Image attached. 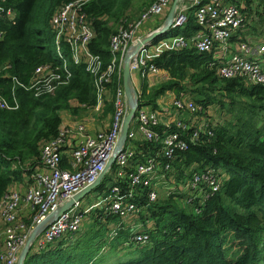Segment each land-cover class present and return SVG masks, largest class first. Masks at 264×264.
I'll return each instance as SVG.
<instances>
[{"label": "trees", "instance_id": "trees-1", "mask_svg": "<svg viewBox=\"0 0 264 264\" xmlns=\"http://www.w3.org/2000/svg\"><path fill=\"white\" fill-rule=\"evenodd\" d=\"M66 1L69 0L0 1L1 8L14 11L10 18L0 10V94L9 103L15 99L18 104L15 109H0V198L10 183L39 165L43 139L51 138L59 127V111L70 108L72 101L94 102L92 77L84 64H74L70 60V47L65 42H61V58L66 59L68 70L60 67L62 62L49 20ZM128 1L88 0L84 6L94 29L89 49L100 56L104 65L113 58L109 38L117 28H110L103 16L117 13L115 19L119 24L121 14L118 12ZM259 1L264 6V0ZM259 21L264 24V17H259ZM124 23L126 21L120 25ZM199 29L190 15L183 27L169 28L155 36L151 44L164 37L191 36ZM211 61L216 62L212 52L198 53L191 46L161 52L147 62L167 70L169 78L147 93L144 90L138 97V107L148 105L143 104L141 98L153 104L159 94L170 89L177 97L182 95L179 93L188 92L204 107L212 103L230 112L231 121L215 126L213 135L200 136L201 141L190 142L176 160L187 164L200 160L197 166L219 167L225 171L223 182L205 200H195L191 210L180 208L171 198L161 205L155 202L145 208L144 211L152 210L154 215L152 207L158 206L160 215L167 216L159 224L161 216L155 214V226L141 229L149 233L150 247L116 264H264V242L261 241L264 227L261 222L264 219V86L245 85L240 78L221 79L215 68L208 67ZM45 64H50L51 72L60 75L59 79L48 81L51 90L45 89L40 82V94L35 95L34 89L21 87L14 81L15 78L28 83L35 70ZM118 82L115 75L108 86L116 89ZM100 186L101 181L97 187ZM110 216L117 218L114 214ZM116 229L115 236H118V229L126 232L122 223ZM64 245L59 242L56 247L43 251H28L23 264H98L96 254L89 247L82 246L78 252Z\"/></svg>", "mask_w": 264, "mask_h": 264}, {"label": "built area", "instance_id": "built-area-1", "mask_svg": "<svg viewBox=\"0 0 264 264\" xmlns=\"http://www.w3.org/2000/svg\"><path fill=\"white\" fill-rule=\"evenodd\" d=\"M87 1L69 0L62 3L52 13L49 22L62 62L60 67L68 70L66 59L61 58V42H65L70 47V60L74 64H84L92 77L96 93L93 108L96 111L101 110L104 88L117 75L119 82L115 89L111 127L90 132L83 122L64 124L58 127L55 135L42 143L40 163L26 173V186L7 188L0 198V221L3 223L0 264H17L21 250L27 243V252L33 248V251H40L53 241L75 233L82 225L85 214L95 208H103L109 214L125 218L158 200L157 185L166 189L168 194L171 191L183 193L186 200L193 204L195 200L203 201L217 191L225 177L219 167L210 164L188 167L181 175L174 172L180 151L187 149L190 142L201 141L200 136L213 135L217 125L206 117L207 107L191 98L175 97L173 108L179 113H189L191 120L176 119L163 125L156 108L150 105L137 107L128 125L126 138L104 173L108 175L109 183L105 185L100 179L102 187L105 185L107 188V195L83 207L79 199L74 200L67 209L46 220L44 227L32 239L29 238L31 231L48 214L93 182L113 155L127 110V106L123 108L121 102L124 94L120 82L124 58L144 37L138 31L151 19L164 15L173 0H154L134 21L117 27L109 38V51L113 58L106 65L98 54L89 49L94 29L84 12ZM193 5L195 8L192 12L190 8ZM0 10L7 17L14 15L9 8L4 10L0 7ZM190 15H193L200 29L191 36L179 37L176 41L178 46H191L198 53L212 52L219 47L221 54L216 70L219 78L240 76L251 84L264 86V62L251 58V55L264 54V44L240 38L239 33L245 25L242 5L229 0H178L170 27H183ZM234 37L240 38V41L231 50L230 41ZM144 46L131 56L130 69L134 67L140 70L143 66L147 71H158L155 64L138 60L137 55ZM51 71V65L45 64L35 70L28 83L15 78L14 81L21 87L34 89V94L38 95L40 82L46 86L45 89L51 90L48 83L50 78L59 79L60 75ZM17 106L15 99L11 104L0 94V109H15ZM158 126L161 128L156 129ZM137 133L149 142L151 152L137 150L134 143ZM149 239V233L143 230L135 231L132 235V240L140 243H146Z\"/></svg>", "mask_w": 264, "mask_h": 264}, {"label": "rangeland", "instance_id": "rangeland-1", "mask_svg": "<svg viewBox=\"0 0 264 264\" xmlns=\"http://www.w3.org/2000/svg\"><path fill=\"white\" fill-rule=\"evenodd\" d=\"M149 1L151 0H129L128 4L125 5V7L121 8V10L118 12L121 14V22L126 21L128 24L130 21H134L142 11L146 5L149 4ZM230 1V0H229ZM237 3L239 5H242L243 11H244V16H245V25L242 27V31L239 33L240 38L245 40L244 38H248L250 40H256L261 43H264V24L259 21V17H264V6L259 0H251V1H246V0H237L236 1H230ZM190 4V3H189ZM188 4V5H189ZM195 6L193 5L190 10L193 12ZM167 14V12H166ZM119 15V14H118ZM117 16V13L115 15H112L110 17L103 16V18L108 20V25L110 28L113 30L119 27L120 23L116 21L115 17ZM166 17L164 14L163 19ZM162 19V21H163ZM124 20V21H123ZM160 25H154V26H148L147 24H144L142 29L138 31L139 35L141 36H146L149 33H151L153 30L157 29ZM254 28V29H253ZM173 37V36H172ZM179 37H182V35H179ZM178 37V38H179ZM187 37V36H185ZM167 38V37H164ZM240 38H233V42L230 41V44L233 45V50L235 47L238 46ZM163 39V38H162ZM160 39V40H162ZM158 40V41H160ZM151 44V41L150 43ZM146 44V45H148ZM144 46L143 48L147 47ZM179 44H176V49H182L186 48L185 47H180L178 46ZM190 47V46H188ZM167 50H174V49H167ZM166 51V50H165ZM213 59H215V63L213 61L208 63V67H213L217 70V64L219 60H216L214 57V54H212ZM138 60H143L139 58V53L137 55ZM155 58V57H154ZM217 72V71H216ZM137 73H139V69H136V71L132 74V83L133 79L137 77ZM234 78H240L241 81L244 82L245 85L251 84L250 81L246 79H242L240 76L234 77ZM122 84V81H120ZM164 81H160L158 83H162ZM157 83V84H158ZM156 84V85H157ZM118 85V83H117ZM122 87V85H121ZM123 88V87H122ZM137 94V92H136ZM115 88L107 86L104 88V91L102 93V106L101 110H99L97 113V116L94 120V124H98L102 126V130H107L111 127V119L115 111V106H114V99H115ZM237 98H240V96H236ZM96 102V93L94 89V102L92 103L93 106ZM121 102L123 105V108L127 106L124 94L121 96ZM208 111H207V116L210 117L212 123L215 125H224L228 121L232 120V114L230 112L226 111L225 109L219 108L217 104H209L208 106ZM85 114H87V111H81L78 115L79 116H74L73 119H79L81 116L83 117ZM92 116V115H91ZM105 122H108L106 124ZM104 123V124H103ZM93 125V124H92ZM108 125V128L106 127ZM106 128V129H105ZM96 131V130H95ZM91 132V131H90ZM48 139V138H47ZM47 139H43V142L46 141ZM200 160L198 161H193L190 163H177L176 168L174 169V172L178 173L181 172L183 168L187 169L189 166H197L200 165ZM188 170V169H187ZM222 173L225 174V171L223 169ZM184 171V170H183ZM174 172L172 170L173 177ZM107 174H105L102 177V182L107 185L109 183V180L107 179ZM16 181V180H15ZM27 179H26V173L22 175L20 179H18L17 182L13 181V184H9L8 188H24L26 186ZM104 187H96L92 188L89 190L87 193H85L83 196L79 198L81 202V207L88 205L91 202H94L95 200L101 198L103 195H105V190L107 189ZM157 187H161L160 185H157ZM168 193H164V195H159L158 200L156 201V205H161L164 203L165 200L168 198H171L173 202H175L180 208L184 210H191L190 207L193 204L192 201L186 200V197L184 196L183 193L177 192V191H171L169 192L168 197L166 196ZM107 195V194H106ZM107 199V196L105 197ZM152 209L155 211V216L160 215V208L157 206L152 207ZM140 212V213H139ZM22 213V212H21ZM147 215V217L145 216ZM152 210L148 213L144 211V209H140L139 211H135L134 213L126 216L121 222L122 224H125L126 227L125 230L126 232H122L119 230L118 236H115V231L117 230L116 228L118 227L119 220L121 218H115L113 216H110L109 213H107L103 208H95L94 210H90L85 214L84 220L82 222V225L76 231L75 233L71 235H67L63 238H60L59 240L53 241V243L49 244L48 246L45 247V249H42L40 251L46 250L50 247H56L59 242H63L65 244L64 246L70 247L71 250L73 251H80L82 246L85 248H90V250L93 251V254H96V257L98 258L97 261L98 264H116L120 259L125 260L126 258H129L131 256H135L139 253L141 249H147L148 247L151 246L152 240L151 237L146 243H135L132 240V235L135 232V224L140 223V227L144 228H150L155 226L156 224V218L154 217ZM110 216V217H109ZM161 217L159 218V224L164 222V218L167 216L166 214L164 217L160 215ZM263 226H264V219L261 221ZM3 228V223L0 221V232L1 229ZM155 228V227H154ZM152 228V230L154 229ZM134 231V232H133ZM122 232V234H121ZM151 233V231H150ZM124 236H126L124 238ZM127 238V239H126ZM130 238V239H129ZM128 240V241H127ZM261 241L264 242V227H263V232L261 234ZM1 247V244H0ZM34 248L30 251L32 252ZM38 251V250H37ZM27 255V254H26ZM25 255V256H26ZM25 258V257H24ZM24 260V259H23Z\"/></svg>", "mask_w": 264, "mask_h": 264}, {"label": "crops", "instance_id": "crops-1", "mask_svg": "<svg viewBox=\"0 0 264 264\" xmlns=\"http://www.w3.org/2000/svg\"><path fill=\"white\" fill-rule=\"evenodd\" d=\"M165 15H166V13H165ZM163 17H164V15L157 17V18H153L150 21H148L146 24L148 26L161 25L163 23V21H162ZM172 28H175V27H172ZM182 36H184V35H182ZM178 37H179V35H175L173 37L171 36V37L163 38L162 40L158 41L156 44L146 45L147 47L143 48L139 52V58L143 59L145 61H150L151 59L158 56L161 52H163L167 49L178 50V48L176 49V41H177ZM233 41L234 40H231V42H233ZM252 41H254L255 44L257 42H259L256 40H252ZM260 44H262V43L260 42ZM230 48H233L232 44L230 45ZM212 54H214V57L216 58V60H218V57H220V54H221L220 48L219 47L214 48L212 50ZM251 58L258 60L259 62H261V61L264 62V54H262V55H259V54L251 55ZM168 78H169L168 71L163 69V68H159V70L156 72H151V71H147V68L142 66L141 69L139 70V73H137V77L133 79V86L137 92L138 97H140V95L142 94V92L144 90L147 93L158 82L165 81ZM179 94H182L180 96H184L186 98L193 99V95L191 93L183 92V93H179ZM175 97H177V95H176V92L174 90L166 89L163 93L159 94L156 97L153 104L149 103V102H145L146 99H144V98H141V100L144 102L143 104H148L150 106L153 105V107L159 111V116H160L162 125L165 122H172V121H175L176 119H182V120L185 119V121H188L189 119L191 120V116L189 113H186V112L179 113L176 109L173 108L172 101L175 99ZM208 106H207V111L209 109ZM81 111H87V114H85L83 117L81 116L79 119H73L72 120V118L74 116H79L78 114ZM93 111H95V112L99 111V110L96 111L93 108V104H86V103L79 104L76 101H72L70 104V108L59 111V116H60L59 126L64 125V124H75L77 122H83L85 124V126L88 128V130L91 132H95V130L96 131L102 130V126L99 125V123L94 124V120L97 116V113H95ZM112 120H113V116H112L111 122H112ZM105 123L108 124V122H105ZM106 127L108 128V125ZM134 143H135L137 150H140L143 152H151L150 147L148 146V144H146V140L143 139V137L141 136L140 133H137V139L134 140ZM177 163H178V161L175 162V164H177ZM189 167H191V166H189ZM192 167H196V166H192ZM185 168H183L182 171L185 170ZM17 181L18 180L14 181V182H17ZM11 184H13V182L10 183V185ZM18 188H20V187H18ZM158 192H159L160 196L164 195V193H167L166 189H164L162 187L158 188ZM168 195L169 194H167L166 196L168 197ZM117 218H119V217H117ZM123 219L124 218H121V220H119V222H121ZM139 225H141V224L140 223L135 224V229H136L135 231H140L142 228H144V227L139 228ZM123 227H126V225L123 224Z\"/></svg>", "mask_w": 264, "mask_h": 264}, {"label": "water", "instance_id": "water-1", "mask_svg": "<svg viewBox=\"0 0 264 264\" xmlns=\"http://www.w3.org/2000/svg\"><path fill=\"white\" fill-rule=\"evenodd\" d=\"M177 2H178V0L172 1L171 6H170L169 10L167 11L166 17L163 20V23L157 29L153 30L151 33L144 36L138 42V44L135 47V49L133 50V52H135V51L137 52L140 47L144 46L145 44L150 43V41L155 36L163 33L164 31H166L167 29L170 28L172 18L175 14ZM132 55H133L132 53L127 54L125 56L124 62H123L122 86H123V90H124V96H125V99L127 102V110H126V112L123 116V119H122L120 135H119V139L117 140V144H116L115 151H114L113 155L109 158L105 168L99 173V175L97 176V178L93 182H91L90 184L85 186L79 192L75 193L73 195V197H71L70 199H68L67 201H65L61 205H59L55 211L48 214L43 221H41L39 224L36 225V227L31 231V234L29 237L30 239H32L34 237V235L44 227L46 220H50V219L54 218L59 213H61L65 209H67L73 203L74 200L79 199L81 196H83L85 193H87L92 188H96L100 182V179L103 177L107 167L113 162L114 154L120 148L121 144L124 142V140L126 138L127 130H128V125H129V123H130L132 117L134 116L135 111L138 107V96L136 94V90L133 86L132 79H131L132 74H131V69H130V58ZM27 249H28V243L21 250L17 264H23V259L26 255Z\"/></svg>", "mask_w": 264, "mask_h": 264}, {"label": "bare ground", "instance_id": "bare-ground-1", "mask_svg": "<svg viewBox=\"0 0 264 264\" xmlns=\"http://www.w3.org/2000/svg\"><path fill=\"white\" fill-rule=\"evenodd\" d=\"M135 52H136V51H135ZM135 52H133V51L131 52V53L133 54V56L135 55ZM133 71L135 72V71H136V68L132 67V68H131V73H132Z\"/></svg>", "mask_w": 264, "mask_h": 264}]
</instances>
